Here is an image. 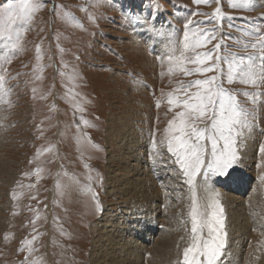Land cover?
Instances as JSON below:
<instances>
[{
	"label": "rangeland",
	"instance_id": "374dc122",
	"mask_svg": "<svg viewBox=\"0 0 264 264\" xmlns=\"http://www.w3.org/2000/svg\"><path fill=\"white\" fill-rule=\"evenodd\" d=\"M7 2L0 0V9ZM217 7L225 17L235 19L225 18L220 22L216 39L207 47L217 43L221 34L230 33L233 38H241L242 33L237 27L250 26L242 19L244 17L253 18L251 26H258L264 33V0H256V6L246 10L230 7L228 0H220L219 4L216 0L199 4L194 0H102L98 4L95 0H44V6L22 34V49L0 64V74L8 77L10 95L6 99L11 101L10 106L0 102V264H31L32 261L36 264H95L92 254L96 253L99 220L105 208L110 207L119 217V202L124 198L127 203L130 199L131 202H144V197L137 194L124 197L107 188L108 158L110 154L119 155L120 133L129 128L138 130L141 142L149 145L143 152L145 157L150 158V153L162 154L170 163L171 170L163 176L167 177L164 183L170 191L172 204L168 220L169 228H172L170 264H177L190 233L188 188L178 167L171 164L166 148L153 153L151 145L153 133L159 141L172 117L162 92L178 87L181 80L197 77L179 73L161 76L166 66L162 68L157 57L167 50V33L174 32L175 39L179 40L186 20H206L207 17L201 14L210 16ZM129 10L154 21L156 29L164 35L156 36L146 31L143 24L127 21L125 15ZM65 12L71 13L82 27L66 19ZM89 14L95 17L94 22L89 21ZM216 23L213 21L200 27L212 28ZM229 23L237 27L230 28ZM223 39L231 51H243L234 39L227 35H223ZM37 45L43 52L42 70L36 69ZM6 50V40L0 38V55ZM73 75L75 80L71 79ZM224 87L256 91L238 81L228 84L225 80ZM259 91L262 95L255 106L242 94L238 97L245 106L255 108L256 119L251 133L237 145L240 159L230 176L231 180L233 176L245 175L249 181L245 188V204L250 206L247 197L252 193L258 199L254 212L260 209L259 204L264 206V84L260 85ZM73 93L79 94L75 101L80 103L83 112L76 109ZM157 100L161 101L159 107ZM81 117L91 126L84 125ZM248 140H252L254 151L245 165ZM49 146L52 150L44 151ZM37 149L42 150L41 154L30 164ZM114 160L111 165L123 174L124 164ZM37 167L42 169L38 175H22ZM223 179L213 177L209 181L211 190L219 193L227 232V247L220 264L225 263L231 243L222 199L226 196L236 199L233 185ZM162 180L159 175L154 177L157 194L166 193ZM13 193L17 194L16 199H13ZM93 193L96 199H93ZM198 195L202 197L204 193ZM157 200L154 203L163 210L165 204L160 200H164ZM97 203L101 211H97ZM136 208L131 205L128 213L135 220L139 218L134 216ZM142 210L145 209H139ZM158 214L154 215V238L159 237L166 223ZM258 229H251L238 259L240 264H264V231ZM33 236H36L32 241L35 251L25 261L28 249H18L23 240H31ZM154 238L151 244L155 243ZM146 257L147 253H144L143 259Z\"/></svg>",
	"mask_w": 264,
	"mask_h": 264
},
{
	"label": "snow or ice",
	"instance_id": "6c2138e0",
	"mask_svg": "<svg viewBox=\"0 0 264 264\" xmlns=\"http://www.w3.org/2000/svg\"><path fill=\"white\" fill-rule=\"evenodd\" d=\"M101 3L102 0H95ZM211 0H194V3H210ZM220 0H216L219 4ZM229 6L236 9H250L256 6V0H228ZM44 6V0H8L0 9V38H5L7 50L0 55V64L8 61L22 49V34L27 29L34 15ZM59 7V6H54ZM82 10L87 11L82 8ZM196 15V13H193ZM206 20L188 19L184 24L183 35L179 40L175 39V33H167L169 45L164 55L158 56L162 68L161 76L182 74L185 77L196 76L195 79L181 80L178 87L162 92V99H166L168 111L172 117L168 119L166 127L159 141L153 133L151 149L153 153H159L166 148L171 164L178 167L179 174L183 177V183L188 188V200L190 201L187 218L190 222L188 244L184 247L181 259L177 264H220L221 257L227 247V232L225 230L223 208L218 199L219 193L209 187V181L213 177L228 178L231 170L237 165L240 157L237 145L242 138L250 134L255 117V108H249L238 98L240 94L245 96L253 106L256 105L262 93L259 91L264 84V33L258 26H251L253 18L244 17L249 22V27H237L229 23V27H237L242 33L241 38H233L230 33L221 34V39L212 45L216 39L217 28L225 18L229 21L235 17L227 16L220 7L213 10L211 15L202 13ZM66 19L75 22V26L82 27L69 12L64 13ZM90 22L95 17L88 16ZM130 23H141L145 30L163 36L164 33L155 27L154 21L147 17L141 18L139 14H132L131 10L125 15ZM256 19H260L257 17ZM212 28L200 27L202 24L212 23ZM223 35L234 39L237 47L243 51H231L224 42ZM251 37L253 39H244ZM251 48L252 51H248ZM43 52L40 45L35 48L36 69L42 70L41 63ZM6 75L0 74V102L11 105L6 99L10 95L7 86ZM71 79L75 80L73 75ZM232 84L238 81L244 85H250L256 91L249 92L241 89L224 87V81ZM35 92V89H33ZM79 95L73 93V102L78 111L83 112L80 103L75 101ZM161 101L157 100V107ZM84 125L91 126L90 122L81 117ZM79 128V125L77 126ZM87 137V133L83 134ZM52 146L44 151H51ZM264 150V149H262ZM41 149H37L36 157L40 156ZM87 167V165H85ZM42 171L37 167L32 172H25L23 176ZM91 179V177H89ZM19 183V182H17ZM28 187H32L29 185ZM90 190V189H89ZM204 193L201 197L198 193ZM13 193V199H16ZM93 199H96L93 193ZM97 211H101L99 204ZM38 215V214H37ZM35 231V229H34ZM25 239L21 242L18 251L26 247L29 256L35 251L32 241ZM31 264H36L32 261Z\"/></svg>",
	"mask_w": 264,
	"mask_h": 264
},
{
	"label": "bare ground",
	"instance_id": "6f19581e",
	"mask_svg": "<svg viewBox=\"0 0 264 264\" xmlns=\"http://www.w3.org/2000/svg\"><path fill=\"white\" fill-rule=\"evenodd\" d=\"M120 134L121 136L117 142L120 153L117 157L115 154H110L112 157L109 156L108 158L106 176L108 191H116L123 194L124 197L137 194L139 197H144V202H138L139 200L131 202L130 199V202L127 203L123 197V202H119V217L113 214L110 207L105 208L103 217L99 220L101 227L99 228V236L96 240L98 243L97 249H95L96 253L92 254L95 257L93 258L94 262L95 264H170L173 256L171 255L172 228H169L168 220L171 218L172 204L170 201V191L165 185L166 183H164L167 177L163 176L171 170L170 163L166 155L160 154L161 157L158 154L150 153V158L147 155L146 157L143 155V152L147 151L149 145L141 142L138 130L129 128V130L126 129ZM106 139L110 145L109 139ZM246 145L248 146V153H245V157H247L244 160L245 165L251 159L250 156L254 151L252 140L246 141ZM114 159H117L119 164H124L125 171L123 174H120L117 171L118 169L113 168V165H111V162L116 161ZM157 175L163 178L162 181L166 191V193H159L160 195L157 194L158 189L155 187L154 181V177ZM231 180L234 183H231ZM231 180L230 177L222 180L223 182L228 181L232 184L236 193V199L230 196L222 199L226 208L231 242L224 264H240V260L238 259L241 256L242 248L250 236L251 229L259 227L258 231H264V206L259 204L260 209L257 212L253 211L255 202H258L253 193L247 197L250 206H247L248 203L245 204L244 198L247 194L245 188L249 183L245 175L233 176ZM174 181H177V179H174ZM156 199L164 200H160L165 204L163 210L158 209L159 205L155 204L157 202L154 203ZM145 200L147 201L145 202ZM131 205L137 206L135 215L133 213L134 216L139 217L137 220L128 214ZM141 208L145 210L140 212L139 209ZM159 211L163 215L158 214ZM155 214H158L160 217L163 216L166 223L165 228L163 227L161 232H159V237H155V243L151 244L154 238L153 233H155L153 231V228H155ZM158 215L156 216L157 219L159 218ZM149 244L151 245L149 246ZM144 253H147L145 260L143 259Z\"/></svg>",
	"mask_w": 264,
	"mask_h": 264
},
{
	"label": "flooded vegetation",
	"instance_id": "af4514ba",
	"mask_svg": "<svg viewBox=\"0 0 264 264\" xmlns=\"http://www.w3.org/2000/svg\"><path fill=\"white\" fill-rule=\"evenodd\" d=\"M71 189V188H70ZM54 198H55V193H54Z\"/></svg>",
	"mask_w": 264,
	"mask_h": 264
}]
</instances>
